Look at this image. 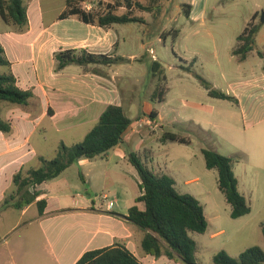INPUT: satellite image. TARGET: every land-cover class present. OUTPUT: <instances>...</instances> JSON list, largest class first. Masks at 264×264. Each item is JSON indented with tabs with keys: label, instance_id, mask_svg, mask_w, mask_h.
I'll return each mask as SVG.
<instances>
[{
	"label": "rangeland",
	"instance_id": "rangeland-1",
	"mask_svg": "<svg viewBox=\"0 0 264 264\" xmlns=\"http://www.w3.org/2000/svg\"><path fill=\"white\" fill-rule=\"evenodd\" d=\"M90 1L99 10L100 2L115 0ZM140 1L146 3L147 0ZM25 3L33 24L36 8L41 13L39 16L44 26L53 22L66 6V0H41L36 5L35 0H25ZM186 4L192 6L189 17L183 7ZM161 5L156 18L150 13L138 11L144 23L118 24L114 30L117 35L114 52L126 57H138L133 62L126 59V63L118 67L122 77L117 79L116 86L123 93L126 112L134 120L138 113L144 116V111L151 114L156 110L160 115L157 128L145 127L151 138L148 137L149 140L137 150L145 147L153 150L154 161H149L148 167L156 172L162 170L163 173L173 174L178 191L193 195L205 206L208 221L206 233H191L199 247L198 263L215 264L214 256L222 250L234 258L254 246L264 250V91L251 93L253 97L245 92L240 93L243 100L240 106L210 97L196 76L200 74L215 89L225 93L231 91L232 83L245 81L251 76L250 66L260 63L262 57H251L250 64L241 65L232 56V50L254 12L259 11L257 20L261 22L264 0H164ZM125 11L121 8L118 13ZM39 22L36 28H39ZM28 26L29 21L25 27L7 24L0 15V32L13 27L15 32L22 33ZM261 28L264 36L262 22ZM151 50L161 64L159 73L152 70L155 60ZM5 54L9 58L8 53ZM89 69L101 68L91 65ZM4 73H11L10 66H0V74ZM160 85L167 88L162 102L153 100V93ZM5 105L28 107L0 102V116L12 126V121L2 115V112H7V108H1ZM36 107L37 104H32L30 109ZM87 129L78 133L75 130L58 131L53 127L47 133L39 129L31 139V146L36 149V155L50 160L56 156L62 142L69 146L79 143ZM20 131L25 133L24 130ZM167 132L185 137L191 143L164 144L160 139ZM12 133L13 130L9 133L0 131V150L4 148L5 138ZM241 143L246 144L238 146ZM203 148H214L234 158L239 190L251 205L250 214L239 219L231 217V205L218 188L217 171L206 167ZM99 163L100 160L98 164H86L83 170L96 174L94 170ZM39 166L42 163L30 164L28 168ZM189 181L191 183L186 184ZM123 184L125 186L119 178L105 181L96 175L94 177L95 193L97 196L105 193L108 200L113 199L112 195L120 187L123 188ZM102 197L99 196L98 201H104ZM160 258H157L156 264H186L178 258Z\"/></svg>",
	"mask_w": 264,
	"mask_h": 264
},
{
	"label": "crops",
	"instance_id": "crops-1",
	"mask_svg": "<svg viewBox=\"0 0 264 264\" xmlns=\"http://www.w3.org/2000/svg\"><path fill=\"white\" fill-rule=\"evenodd\" d=\"M37 1L41 0H35V5ZM84 4L89 6L88 10L96 9L91 1ZM66 7L67 5L64 10ZM35 10L37 14L34 24L28 10L29 26L25 32H15L13 27L0 32V44L9 55L7 59L11 63L10 71L16 76L18 86L31 90L34 94L28 107H1L7 108V112H2V115L12 121L13 133L5 138L4 148L0 150V264H76L87 251L117 244L128 248L142 264H156L157 258L143 251L145 233L127 219L129 209L142 194L138 172L129 162L128 155L149 149L145 147L137 150L149 140L148 137L151 138L145 127H158L159 113L154 120L149 118L150 111H144V116L138 113L135 120L132 118L134 122L126 132L124 142L111 149L107 155L81 159L57 178L39 185L37 190L41 191V195L38 200L47 201L43 215L36 202L21 210L13 207L1 210L7 197L16 191L14 176L21 169H29L30 164L39 165V158L44 157L36 155V149L31 146L35 132L42 129L47 133L53 127L58 131L75 130L78 133L88 127L80 138L81 142L95 127L108 106L124 107L123 93L116 86V81L122 77V71L118 67L126 62L111 67L94 65L101 69L92 70L89 66L85 70L84 67L73 64L57 71L55 54L70 49H86L93 54L121 56L130 62L138 59L134 55L126 57L114 52L113 47L117 44L114 30L118 24L99 27L85 24L76 17L60 20L63 10L53 22L44 26L39 16L41 13L36 8ZM256 13L259 11L254 12V15ZM37 22L40 24L39 28H36ZM254 56L262 59L260 63L250 66L251 76L245 81L232 83L231 91H227L239 100L240 106L243 103L240 93L245 92L253 97L254 94L251 93L264 91L262 28L257 36L256 49L245 62L239 64H250V58ZM74 65L77 67H73ZM32 104H37L38 107L30 109ZM20 130L25 133L22 134ZM243 144L246 143L238 146ZM151 151L153 156L149 161H154V151ZM99 160V165H96ZM92 163H96V174L83 170L86 164ZM160 171L157 173H163ZM80 173L83 174L84 181ZM95 175L105 181L119 178L125 186L123 184V188L120 187L111 200H108L105 193L99 195L104 198L100 202L95 193ZM168 175L174 178L173 174ZM189 183L191 182H186ZM105 185L108 186V183L105 182ZM107 201H114L113 206L108 207ZM138 206L145 208L143 203ZM162 258L164 256L160 259Z\"/></svg>",
	"mask_w": 264,
	"mask_h": 264
},
{
	"label": "trees",
	"instance_id": "trees-1",
	"mask_svg": "<svg viewBox=\"0 0 264 264\" xmlns=\"http://www.w3.org/2000/svg\"><path fill=\"white\" fill-rule=\"evenodd\" d=\"M164 0H115L114 2H100V9L88 10L83 4L90 0H66V9L59 19L71 17L78 18L85 24L99 27H108L114 24L127 25L144 23V19L137 14L138 11L152 14L155 18L161 11ZM185 14L189 17L192 6L184 5ZM126 11L118 13L119 9ZM0 15L5 23L25 27L28 24V9L24 0H0ZM256 13L247 24L242 34L237 38V44L232 50V56L238 63L245 62L256 49L257 36L261 22ZM57 71L69 65H79L87 70L90 65L111 67L126 61L121 56H107L88 52L86 49H70L55 54ZM5 49L0 44V66H10ZM187 70H191L185 67ZM161 64L153 61L152 70L159 73ZM201 85L208 95L220 100H228L238 105L239 100L228 93L217 90L200 74H196ZM167 88L160 85L153 93V100H165ZM34 94L31 90H24L18 86L17 78L12 73L0 74V102H10L19 105H28ZM158 112L153 110L150 114L152 120L156 119ZM134 120L127 114L123 106L110 105L100 116L95 127L85 136L83 141L68 146L61 143L53 159L40 157L42 166L39 168L21 169L14 176L16 191L9 195L1 206V210L13 207L21 210L36 202L41 215L47 206L45 199L38 200L41 191L39 185L60 176L66 169L77 164L81 159H95L105 156L111 149L124 142V136ZM204 131L203 129H201ZM0 131H12L10 122L0 116ZM160 141L190 144L191 141L177 134L167 132ZM206 167L218 173V188L231 205V217L239 219L251 213V205L246 196L239 190V180L234 171L235 160L213 149L203 148ZM153 152L145 149L143 152H131L129 162L137 170L140 178L141 196L136 204L129 209L127 219L134 223L145 234L142 248L145 254L160 258L167 256L170 259L178 258L186 264H200L197 262L199 247L191 233L205 234L208 221L203 204L193 195L182 194L176 188L175 179L165 173H157L148 167V161ZM81 179L84 176L80 173ZM143 203L141 209L138 204ZM264 235V224L262 225ZM215 264H264V250L259 246L248 248L238 258L222 250L214 256ZM76 264H142L139 259L125 246L117 244L98 250H90L83 254Z\"/></svg>",
	"mask_w": 264,
	"mask_h": 264
},
{
	"label": "built area",
	"instance_id": "built-area-1",
	"mask_svg": "<svg viewBox=\"0 0 264 264\" xmlns=\"http://www.w3.org/2000/svg\"><path fill=\"white\" fill-rule=\"evenodd\" d=\"M84 8L89 9V6H88V5H85ZM150 53H151L153 59H154L155 61H157V60H156V57H155V55L153 54V51H152V50L150 51ZM106 199H107V197H105V200H106ZM113 204H114V201H107V205H108V207H112Z\"/></svg>",
	"mask_w": 264,
	"mask_h": 264
},
{
	"label": "water",
	"instance_id": "water-1",
	"mask_svg": "<svg viewBox=\"0 0 264 264\" xmlns=\"http://www.w3.org/2000/svg\"><path fill=\"white\" fill-rule=\"evenodd\" d=\"M261 22L264 23V12H263V16L261 18Z\"/></svg>",
	"mask_w": 264,
	"mask_h": 264
}]
</instances>
